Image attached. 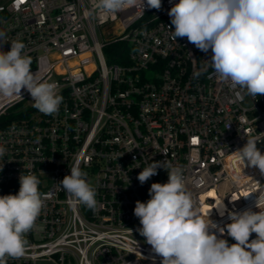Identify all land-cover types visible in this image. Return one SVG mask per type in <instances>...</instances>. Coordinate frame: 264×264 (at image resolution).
<instances>
[{
    "label": "built area",
    "instance_id": "built-area-1",
    "mask_svg": "<svg viewBox=\"0 0 264 264\" xmlns=\"http://www.w3.org/2000/svg\"><path fill=\"white\" fill-rule=\"evenodd\" d=\"M178 2L88 16L92 0H0V50L23 42L31 70L63 97L54 115L33 107L25 89L0 97V195L17 194L29 173L45 194L25 256L7 264H162L134 215L151 184L167 182L163 168L138 181L153 161L181 166L201 214L219 227L230 212L259 211L264 174L234 152L253 135L264 153V95L238 98L209 66L211 50L174 36L168 13ZM77 161L97 193L95 210L73 208L59 184Z\"/></svg>",
    "mask_w": 264,
    "mask_h": 264
},
{
    "label": "clouds",
    "instance_id": "clouds-1",
    "mask_svg": "<svg viewBox=\"0 0 264 264\" xmlns=\"http://www.w3.org/2000/svg\"><path fill=\"white\" fill-rule=\"evenodd\" d=\"M147 7L159 10L161 0H146ZM136 7L144 12L145 0H92L86 15L116 14ZM176 38L188 42L205 53L211 50L209 66L216 78L236 91L253 98L264 95V0H179L168 13ZM6 34L0 31V41ZM26 45L11 42L9 51L0 50V97L12 98L25 89L33 107L44 115L58 113L63 97L57 84L44 80L31 70L32 58L23 54ZM206 71L202 68L194 75ZM259 137L249 135L246 144L234 153L247 166L264 174V153L257 148ZM6 148L0 145V158ZM3 168V167H2ZM0 168V170H2ZM168 175L166 183H152L146 202L136 201L134 215L139 218L138 229L152 250L163 257L162 264H264V193L255 207L230 212V223L219 227L201 214L198 200L187 190L184 170L168 160L153 161L138 174L144 184L157 170ZM40 179L32 173L21 175L17 194L0 195V264L9 258L25 256L29 247L27 234L34 229L44 206L45 194L39 191ZM59 184L69 194V204H79L90 210L97 207L96 191L87 180L79 161L71 167ZM223 215L222 202L217 206ZM225 231L235 243L218 238ZM131 231V230H130ZM255 239H251L252 234Z\"/></svg>",
    "mask_w": 264,
    "mask_h": 264
},
{
    "label": "rangeland",
    "instance_id": "rangeland-1",
    "mask_svg": "<svg viewBox=\"0 0 264 264\" xmlns=\"http://www.w3.org/2000/svg\"><path fill=\"white\" fill-rule=\"evenodd\" d=\"M42 264H54V263H52V262H45V263H42Z\"/></svg>",
    "mask_w": 264,
    "mask_h": 264
},
{
    "label": "bare ground",
    "instance_id": "bare-ground-1",
    "mask_svg": "<svg viewBox=\"0 0 264 264\" xmlns=\"http://www.w3.org/2000/svg\"><path fill=\"white\" fill-rule=\"evenodd\" d=\"M220 203L218 202V205H219Z\"/></svg>",
    "mask_w": 264,
    "mask_h": 264
}]
</instances>
